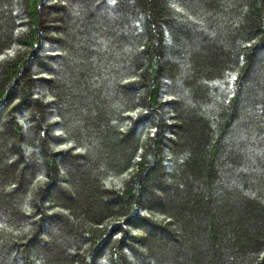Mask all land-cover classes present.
I'll list each match as a JSON object with an SVG mask.
<instances>
[{"label":"trees","instance_id":"obj_1","mask_svg":"<svg viewBox=\"0 0 264 264\" xmlns=\"http://www.w3.org/2000/svg\"><path fill=\"white\" fill-rule=\"evenodd\" d=\"M0 264H264V0H0Z\"/></svg>","mask_w":264,"mask_h":264}]
</instances>
